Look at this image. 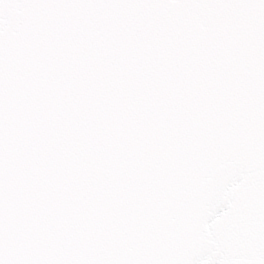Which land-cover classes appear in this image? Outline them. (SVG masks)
<instances>
[{"label": "water", "instance_id": "water-1", "mask_svg": "<svg viewBox=\"0 0 264 264\" xmlns=\"http://www.w3.org/2000/svg\"><path fill=\"white\" fill-rule=\"evenodd\" d=\"M0 4V264H264V0Z\"/></svg>", "mask_w": 264, "mask_h": 264}, {"label": "snow or ice", "instance_id": "snow-or-ice-1", "mask_svg": "<svg viewBox=\"0 0 264 264\" xmlns=\"http://www.w3.org/2000/svg\"><path fill=\"white\" fill-rule=\"evenodd\" d=\"M14 7H16L15 3L9 5V8H14ZM2 10H3V5L0 4V12H2Z\"/></svg>", "mask_w": 264, "mask_h": 264}]
</instances>
